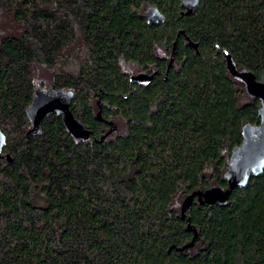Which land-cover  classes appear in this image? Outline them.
I'll list each match as a JSON object with an SVG mask.
<instances>
[{
	"label": "trees",
	"instance_id": "16d2710c",
	"mask_svg": "<svg viewBox=\"0 0 264 264\" xmlns=\"http://www.w3.org/2000/svg\"><path fill=\"white\" fill-rule=\"evenodd\" d=\"M150 5L163 22L146 21ZM184 12L180 0H0V264H264V170L180 219L191 192L227 188L242 127L259 124L223 51L264 75V0ZM138 73L155 74L129 82ZM39 89L73 92L89 138L73 140L56 113L26 136ZM106 121L116 131L99 142ZM188 223L194 245L176 251Z\"/></svg>",
	"mask_w": 264,
	"mask_h": 264
},
{
	"label": "water",
	"instance_id": "95a60500",
	"mask_svg": "<svg viewBox=\"0 0 264 264\" xmlns=\"http://www.w3.org/2000/svg\"><path fill=\"white\" fill-rule=\"evenodd\" d=\"M180 4L181 8L185 11L184 15L188 16L193 13L195 8L198 7L199 0H180ZM144 18L147 22L155 24L164 21V16L155 5H150L145 9ZM180 32H182V30H180ZM185 40L191 47L195 49L197 48V45L192 44L188 38L185 37ZM175 46L176 44L173 43L169 61L166 65V73L173 63ZM223 54L226 60V67L230 75L235 80L243 83L245 93L248 97L256 98L260 101V108L258 110L259 124H246L242 127V142L233 148L227 164V171L224 174L227 188H218L205 192L198 190L191 192L182 200L180 204L181 220L184 219L185 211L190 210V206L194 198H197L201 205H212L214 203L225 204L232 190L245 188L248 185L250 176H259L264 170V75L259 80H256L250 72L244 69L237 70L231 56L228 55L226 51H223ZM154 74H134L129 77V82L146 85L152 81ZM73 96V92L60 89L36 90L33 94L30 105L25 111L27 119L30 123V128L26 132V136L29 134H38L40 132V122L52 113H56L57 115H61L62 123L73 140L84 141L88 139L90 135L89 131L73 117L69 109ZM96 104L98 107L96 118L98 121H103L100 116L101 108L99 100H97ZM106 124L109 128L100 137L99 142L103 141L108 134L116 131V127L113 122L106 121ZM4 145L5 136L0 130V158L3 157L1 152ZM4 156L8 162H11L8 154ZM186 230L192 233V238L189 243L175 248L176 251H183L194 245L197 237L196 230L193 229L189 223L186 225ZM173 248L174 246L169 247L167 252L169 253Z\"/></svg>",
	"mask_w": 264,
	"mask_h": 264
},
{
	"label": "rangeland",
	"instance_id": "374dc122",
	"mask_svg": "<svg viewBox=\"0 0 264 264\" xmlns=\"http://www.w3.org/2000/svg\"><path fill=\"white\" fill-rule=\"evenodd\" d=\"M67 70L73 71L75 69V65L73 63H69L65 67Z\"/></svg>",
	"mask_w": 264,
	"mask_h": 264
}]
</instances>
